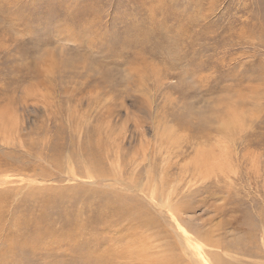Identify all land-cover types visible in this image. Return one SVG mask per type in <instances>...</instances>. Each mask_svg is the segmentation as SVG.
<instances>
[{
	"label": "rangeland",
	"instance_id": "obj_1",
	"mask_svg": "<svg viewBox=\"0 0 264 264\" xmlns=\"http://www.w3.org/2000/svg\"><path fill=\"white\" fill-rule=\"evenodd\" d=\"M0 264H264V0H0Z\"/></svg>",
	"mask_w": 264,
	"mask_h": 264
},
{
	"label": "bare ground",
	"instance_id": "obj_2",
	"mask_svg": "<svg viewBox=\"0 0 264 264\" xmlns=\"http://www.w3.org/2000/svg\"><path fill=\"white\" fill-rule=\"evenodd\" d=\"M215 156V155H214ZM185 235V234H184ZM188 236V235H187ZM190 238V237H189ZM181 241H182V239H181ZM183 246V245H182ZM179 248V247H178ZM129 251V250H128ZM224 256V255H223ZM225 257V256H224ZM213 258V257H212ZM231 258V257H230ZM232 261V260H231ZM238 261V260H237ZM214 262V261H213ZM217 263V262H216Z\"/></svg>",
	"mask_w": 264,
	"mask_h": 264
}]
</instances>
